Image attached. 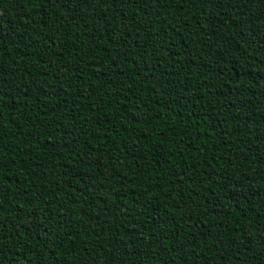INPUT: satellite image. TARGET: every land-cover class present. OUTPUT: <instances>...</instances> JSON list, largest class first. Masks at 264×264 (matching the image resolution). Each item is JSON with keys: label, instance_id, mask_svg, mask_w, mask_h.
I'll return each mask as SVG.
<instances>
[{"label": "trees", "instance_id": "trees-1", "mask_svg": "<svg viewBox=\"0 0 264 264\" xmlns=\"http://www.w3.org/2000/svg\"><path fill=\"white\" fill-rule=\"evenodd\" d=\"M0 264H264V0H0Z\"/></svg>", "mask_w": 264, "mask_h": 264}]
</instances>
